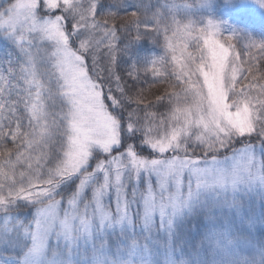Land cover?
Returning a JSON list of instances; mask_svg holds the SVG:
<instances>
[{
	"label": "snow or ice",
	"instance_id": "snow-or-ice-1",
	"mask_svg": "<svg viewBox=\"0 0 264 264\" xmlns=\"http://www.w3.org/2000/svg\"><path fill=\"white\" fill-rule=\"evenodd\" d=\"M205 40L258 76L264 0H0V264H264V133L153 135Z\"/></svg>",
	"mask_w": 264,
	"mask_h": 264
},
{
	"label": "rangeland",
	"instance_id": "rangeland-1",
	"mask_svg": "<svg viewBox=\"0 0 264 264\" xmlns=\"http://www.w3.org/2000/svg\"><path fill=\"white\" fill-rule=\"evenodd\" d=\"M195 3V0H192ZM227 40L218 42L217 40H205L203 46L212 54V67L209 71H196L194 69L191 82L194 88L186 91V85L180 84L176 88L171 87L172 91L166 94L169 97L167 104L170 106L165 109H157L159 112H165L166 116L172 119L167 122L166 127H155L153 135L162 137L176 132L179 135L192 133L188 143H192L197 135H205L206 138H212L211 142L221 137V129L225 127L223 123L219 127L208 123L205 130L203 124L206 122L207 101L212 100L217 106L225 110V115L231 123V126L238 132H251L253 127L256 134L264 133V80L248 81L245 77V68L242 65L243 55L238 60L235 53H229L226 46ZM0 56L3 57V49L0 48ZM264 65V61L262 62ZM202 77V79H201ZM165 83V82H164ZM163 83L156 84L153 89L144 93L146 101H154L157 95L164 94L162 90ZM227 97V106L224 104ZM231 111H227V107ZM200 124L201 127H197ZM264 135L256 141V147H259ZM246 143H250L246 141ZM235 147H239L236 145ZM232 151L228 148L226 151L216 153L221 160ZM197 154L203 155L197 148ZM257 155H259L257 153ZM261 194L260 185L253 186L251 191L247 188L241 189L239 195L257 196Z\"/></svg>",
	"mask_w": 264,
	"mask_h": 264
},
{
	"label": "trees",
	"instance_id": "trees-1",
	"mask_svg": "<svg viewBox=\"0 0 264 264\" xmlns=\"http://www.w3.org/2000/svg\"><path fill=\"white\" fill-rule=\"evenodd\" d=\"M146 2H147V0H146ZM155 2V0H153V3ZM124 13H121V15H123ZM6 57H1L0 56V59H5ZM242 60V65H243V67L245 68V77H247L246 79L248 80V81H252V80H256L257 82L259 81V80H264V65L262 64V62L263 61H261L260 62V66H259V69H258V72H259V75L257 76V73L256 72H252V73H250L249 71H248V67L247 66H245V63H244V57H243V59H241ZM138 67H139V65H138ZM166 72H168L169 71V69H168V67L166 66L165 67V69H164ZM253 77H256L255 79L253 78ZM149 83H150V81H149ZM157 84H159V83H157ZM164 85L161 87L162 88V90H163V93L164 94H168L170 91H172L171 89V87H177L178 85L177 84H175V81H173L172 79H171V76H170V72H169V76L167 77V79H166V82L165 83H163ZM156 85V84H155ZM140 87H144V88H147V84H145V82H144V76H143V74H141V83H140V85H139ZM151 89H153V87H151L150 89H148L147 91H149V90H151ZM8 148H10V149H12V151L13 152H15L16 150L12 147V145H8L7 146Z\"/></svg>",
	"mask_w": 264,
	"mask_h": 264
}]
</instances>
